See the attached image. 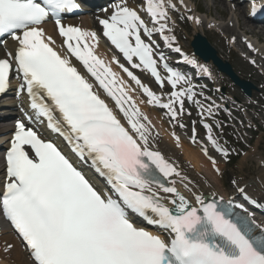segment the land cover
<instances>
[{
	"label": "snow or ice",
	"instance_id": "obj_1",
	"mask_svg": "<svg viewBox=\"0 0 264 264\" xmlns=\"http://www.w3.org/2000/svg\"><path fill=\"white\" fill-rule=\"evenodd\" d=\"M79 9L78 0H0V94L17 81L24 114L4 156L0 216L14 228L32 264H264V217L254 208L264 197L250 195L235 180L234 193L243 197L239 203L234 196L199 191L158 147L157 126L140 107H158L174 128L183 129L195 108L204 134L201 138L193 120L190 140L201 144L213 170L222 173L210 149L230 158L224 139L230 121L219 116L235 117L204 95L203 87L198 91L164 51L211 75L179 46L172 16L177 4L114 0L98 20L100 33L63 22ZM49 20L59 46L44 27ZM101 37L124 62L98 55ZM113 63L145 100L137 102L136 89ZM133 70L148 73L159 91ZM45 133L61 138L76 159ZM172 135L179 144V135Z\"/></svg>",
	"mask_w": 264,
	"mask_h": 264
},
{
	"label": "rangeland",
	"instance_id": "obj_2",
	"mask_svg": "<svg viewBox=\"0 0 264 264\" xmlns=\"http://www.w3.org/2000/svg\"><path fill=\"white\" fill-rule=\"evenodd\" d=\"M174 2H177V8H179V0ZM193 2L196 4V7L206 15L210 14L213 18L218 19L217 21H214V19H206V21L210 22L215 28L213 31H207L205 35L211 45L214 46L217 51L219 50L222 52L224 57L226 56L225 59L232 64L241 78L248 79L259 88L263 86L264 43L257 45L253 43V40H255L254 38L245 36L240 31L238 23L236 22V18L239 16L236 6L239 5H231L229 2L230 4L225 7V5L217 4L213 0H193ZM172 16L175 19L174 34L177 36L178 43L184 49L190 50L189 42L194 32L190 21L185 18V15L175 14L174 11L172 12ZM228 26L234 30L231 32H235L234 35L226 33V29L229 28ZM249 45H251V47H249ZM252 50H254V52H252ZM251 55L254 56L256 60L257 68L251 66L246 60L247 57ZM215 72L217 82L221 86H224L227 92L237 98H241V103L243 104L248 102V100L242 97L241 92L232 86L229 79L220 75L216 70ZM262 98L264 99V89H260L258 92L254 93L253 103L250 101L251 104L246 106L245 109H238L239 112L234 113L236 119H232L231 117L225 119L226 124H229L230 121V126L225 129L226 135L224 139L227 141L231 151H233L227 161L223 158L220 160V163L224 165L221 181L227 189H230L232 186L231 181L233 180L241 183L242 181H247L250 178L259 176L261 172L264 173V100L262 101ZM232 99H234V97H232ZM155 110V115L160 118L158 110ZM185 119H188L190 122L193 121V119L195 120L194 117H185ZM161 121L164 122L163 128L165 127L170 130L165 120L161 119ZM169 132H171V130ZM187 132H189V129L185 130V132L179 129L180 139L185 144H188L186 139ZM184 146L189 147L186 145ZM4 237L7 238L1 240L4 239ZM0 238V242H5L7 248L8 245L11 246L8 249L16 250V245L10 240L9 235H3ZM3 249L0 243V262L2 261V264H15L12 260L3 255Z\"/></svg>",
	"mask_w": 264,
	"mask_h": 264
},
{
	"label": "bare ground",
	"instance_id": "obj_3",
	"mask_svg": "<svg viewBox=\"0 0 264 264\" xmlns=\"http://www.w3.org/2000/svg\"><path fill=\"white\" fill-rule=\"evenodd\" d=\"M174 1H178V0H174ZM213 1H215V3L217 4L219 3L220 5H225V7H227L229 0H213ZM194 7H196V4H194L193 0L191 1L184 0V5L183 6L179 5L178 9L180 10L178 11V13H188L191 15L193 10L195 9ZM236 7H237L236 10L239 14L238 18H236V22L238 23V27L240 31L244 35L255 38L256 43L258 41H264V22L263 24L261 23L257 24V23L252 22L250 20V17L248 16L246 9L243 8V6L242 7L236 6ZM203 14L205 13L203 12L202 15ZM220 15H224V14H220ZM193 17L197 18V19H192V21H190L191 26L194 30L193 34L201 33L204 35L206 31H213V25L209 22L204 21L201 18L202 16L200 14L199 15L195 14ZM222 17H227V16H222ZM73 23L79 26L82 24L86 26L87 30H93V29L98 28V23L96 24V21L89 19V16H86V15L75 18ZM44 27L47 30V32L53 36L55 41H57L58 37L56 35L55 29L53 28V25L51 23H47L44 25ZM228 27L229 28L226 27L227 28L226 33L234 35L235 32L231 33L234 30H232L230 26ZM56 45H57V42H56ZM99 48H100V52L102 56L104 57V59L110 60L112 58V56L109 54L105 46L100 44ZM218 54L222 59L226 57V56L224 57L223 53L220 51ZM205 65L207 68L209 67V64H205ZM128 86L130 87V89L137 88L131 82H128ZM135 92L137 93V90ZM134 98L137 100L138 103L144 100L139 93H137V95H135ZM6 100H7L6 102H3L4 104H8V105L14 104V101H12L11 98H8ZM140 107L142 108L143 111H145L150 116V118L153 120V122L157 126V131L160 133L158 147L171 160L175 161L177 166L182 170V172L185 175L188 176V178L193 182V184L196 185V188L199 189V191L209 192V193L218 192L221 195H227V196L234 194V188L233 190L232 188L227 189L226 186H224L221 181V178L224 172L223 163H220L222 173L220 175H217L215 172L212 171V165L206 159V157L203 156V154L201 153V148L199 146H192L190 144H185L183 142L180 143V146H178L179 144H177L173 135L170 134L171 132L166 131L163 128V122H161L160 118H158L155 115L154 111L156 110L148 107L144 103H140ZM11 122L12 121L0 122V181L4 177L3 158H2L1 152L4 149H6L7 141L9 140L11 131L13 130V125ZM190 135H191V130L188 135L189 138H190ZM184 145L189 146V147H185ZM241 184L242 186H246L248 193L254 196H259L261 195L262 192H264V173L261 172L260 175L257 177L250 178L247 181H242L240 185ZM0 223L1 224L3 223L1 219H0ZM2 232H3L2 234L8 233V230L4 225H3ZM9 236H10L9 237L10 240L12 242H15L16 250L14 249V250L5 252V250L3 249V255H5L8 259L12 260L15 264H30L31 261L29 260L27 253L21 248V246L17 243V240L13 236H11L10 234ZM5 238L7 237H4V239H1V240H5ZM2 243H5V242H2ZM1 262L0 264H2Z\"/></svg>",
	"mask_w": 264,
	"mask_h": 264
},
{
	"label": "water",
	"instance_id": "obj_4",
	"mask_svg": "<svg viewBox=\"0 0 264 264\" xmlns=\"http://www.w3.org/2000/svg\"><path fill=\"white\" fill-rule=\"evenodd\" d=\"M191 45L194 48V52L198 54L203 60H213L214 64L227 74L235 84L240 86L242 90L247 94L251 95V91L254 88L249 82L240 79L237 74L233 71L232 66L228 62H223L218 56L215 49L208 43V41L201 35H196Z\"/></svg>",
	"mask_w": 264,
	"mask_h": 264
}]
</instances>
